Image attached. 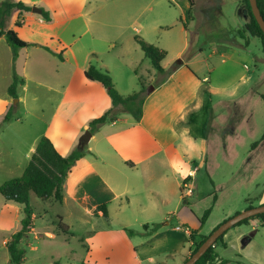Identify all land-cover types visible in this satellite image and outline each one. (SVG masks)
<instances>
[{"label":"crops","instance_id":"obj_1","mask_svg":"<svg viewBox=\"0 0 264 264\" xmlns=\"http://www.w3.org/2000/svg\"><path fill=\"white\" fill-rule=\"evenodd\" d=\"M4 1L0 0V4ZM14 1L50 11L53 17V21L48 23L42 14L33 11L22 15L19 11L13 13L7 21V28L17 32L23 41L31 44L19 51L15 61L13 50L0 31V82L4 83L2 89H7L5 95H0V124L11 109H29L27 92L31 85L48 94L50 117L44 133L38 135L29 146L26 153L29 162L43 136L50 138L64 157L69 156L76 148H82L81 139L89 131L90 122L112 108L106 89L86 78L85 72L91 66L109 71L114 77L115 72L118 76L128 74V83L123 87L117 85L118 91L127 96L139 91V82L138 85L136 82L139 78H145L139 75V70L147 57L134 41L135 37L139 36L167 51V58L162 65L166 71L172 70V73L166 82L148 93L142 119L136 122L131 115L122 114L116 122L107 124L92 134L85 146V157L75 164L65 180L63 194L64 203L72 200L91 214L105 206L109 219L115 205L121 210L131 208L134 201L146 191L151 197L137 203L141 210L148 213L146 221L155 224L154 222L164 220V225L168 226L173 215L165 213L157 217L156 212L164 211V206L171 201L176 206L175 210H179L183 203L190 204L189 199L182 194V185L190 176L196 178L199 169L208 168L213 127L219 128L218 117L225 114V110L230 111L228 100L239 94L240 84L234 87L230 85L231 70L240 60H245L244 47L239 42V46L235 44L236 48L232 50L215 47L207 57L204 48L199 47L189 61L183 59L181 64L172 66L168 61L171 52L183 58L191 48L184 25L180 24V30L172 31L179 22L189 24L196 18L194 12L197 0H193L194 5L190 0H171L178 14L174 17V25L164 27L163 19L154 17L133 28L117 27L115 24L113 26L96 20L94 28L91 19L86 17L87 0H60L58 6L52 0ZM212 2L220 10L231 0ZM238 2L235 16L242 26H247V10L243 6V0ZM148 10H151L149 6ZM60 13H63L61 17ZM78 19L82 20L80 31L70 26L71 22ZM19 21L22 22L21 27L16 25ZM102 27H106V31L114 28L118 31L114 33L116 37L108 35L105 30L103 31L107 35L104 34L100 31ZM126 29L129 30V38L123 32ZM155 29L162 34L157 39H151L150 36H155ZM83 41H87V45L80 48ZM45 47L62 54L64 60L49 53ZM139 48V54H142L135 57L134 52ZM72 54L78 58H72ZM14 72L25 82L18 87V102L15 105L8 93ZM147 78L151 80L152 75H147ZM242 79L244 78L240 77V82ZM32 102L38 106L39 113H44L45 108L39 94L32 95ZM240 111L239 107L237 112ZM12 122L13 120L10 123ZM258 151L261 155L264 153V141L255 149L254 154ZM194 178L196 192L199 186ZM193 197L194 194L189 198ZM10 203L11 205H3L0 223L5 220L8 210L16 218L20 217L21 207L24 206ZM261 203L264 204V190ZM99 216L103 217V212ZM182 224L186 222L179 220V225ZM199 224L186 227L185 235L188 240L191 232L200 228ZM166 234L158 231L147 242L137 245L125 229L107 230L96 239V246L92 244L93 250L87 249V263L141 264L140 251L143 246H151L152 240ZM48 235L54 238L53 234ZM8 240L4 241L6 247ZM151 247L156 248L154 245ZM94 249L96 252L98 250L97 256ZM168 252L170 251L164 253ZM181 252L180 249L169 256ZM149 262H154L153 255Z\"/></svg>","mask_w":264,"mask_h":264},{"label":"rangeland","instance_id":"obj_2","mask_svg":"<svg viewBox=\"0 0 264 264\" xmlns=\"http://www.w3.org/2000/svg\"><path fill=\"white\" fill-rule=\"evenodd\" d=\"M52 3L58 6L60 0H52ZM148 6L151 10H148ZM215 6L212 0H197L196 12H194L196 18L189 24L179 22L172 31L180 30V24L184 25L191 42V48L183 58L177 57L175 52H171L168 61L172 66H176L181 61L183 62V59L189 61L197 53L199 47L204 48V54L207 57L215 47L232 50L236 48L235 44L239 46L237 42L243 47L245 40L248 39L249 46L244 48L245 60H240L231 70L230 85L234 87L240 84L239 94L228 100L227 105L230 107V111L225 110V114L216 118L219 128L213 127L212 130L211 148L207 160L208 168L207 170L199 169L197 177L194 178L199 189L194 192L192 199L188 198L190 204L183 203L179 210H175L176 206L171 201L164 206V211L156 212L157 217L168 213V215H173V218L172 216V219L169 218L168 226L164 225V220L154 222L160 225L159 231L167 234L152 240L151 246L154 245L156 248L143 246L140 251L141 264H183L186 259L192 256L196 245L203 236L211 235L237 213L248 210L250 207L258 208L263 205L261 195L264 190V153L261 155L258 151L254 154L255 149L259 147L258 145L254 148V144H258L264 136V54L262 43L248 30L250 23L248 13L245 16L247 26H242L235 16L236 7L239 6L238 0H231L220 10ZM85 8L86 17L91 19L93 27H96L94 23L96 20L113 26L115 24L117 27L133 28L139 27L146 21H151L154 17H161L165 27V25L175 23L176 18L174 17L178 15L171 0H87ZM62 15L63 13H60L59 17ZM70 26L80 31L79 26H82V20H75L70 23ZM105 29L107 28L102 27L100 31L116 37L114 33L118 31H115L114 28L108 31ZM234 31L237 32L234 34ZM123 32L127 33L129 38V30L126 29ZM161 34V31L155 29V36L150 37L157 39ZM150 37L148 36L149 39ZM86 45L87 41H83L80 48ZM140 48L134 52L135 57L142 54H139ZM71 56L75 59L78 58L75 54ZM115 75L114 77L111 74L114 82H117L115 83L116 88L117 85L123 87L128 83V74L118 76L115 72ZM139 75L144 76L147 80L139 78L136 83L138 85L139 82L141 90L140 80H142L147 92L162 79L148 58L140 67ZM147 75H152V79L148 80ZM240 77L244 78L241 82ZM3 85L4 83L0 82V95H5L7 92L6 88L2 89ZM33 86L31 85L27 92L29 109L25 111L23 107L13 108V122L0 124V185L22 175L29 163V159L26 158L29 146L38 135L44 133L46 122L50 117L47 92L43 89H35ZM35 93L41 96V104L45 108L44 113H39L38 106L32 102V95ZM16 100L18 99L13 100L14 105ZM236 107H240L241 111L237 112L238 108ZM86 134L87 131L82 137ZM150 197L151 195L144 191L134 201L131 208L121 210L116 208L118 205H115V208L111 209V217L107 220L96 215V212L91 214L72 200H67L63 204L55 199L43 202L32 194L30 206L34 212V227L22 243L25 253L24 264L87 263L89 257L87 249L93 250L92 244L96 246V239L103 232L124 228L135 232H146L144 231L146 225L149 226L147 232L150 231L154 224L146 221L145 217L148 213L141 210L137 204L139 200L143 202ZM4 204L11 205L0 194V217H2L1 212ZM21 208L20 217L16 218V215L11 214V210H8L5 220L0 223V264H10V254L4 241L11 239L12 234L21 229V221L25 217L24 207ZM208 209H212V213L202 231L192 240L190 238L188 240L185 235L186 227L198 226V218L200 215L203 216ZM179 220L186 224L179 225ZM61 221L69 227L68 233L60 230ZM177 227H180V230H177ZM48 233L53 234L54 238H50ZM151 236L137 234L132 239L137 245H140L141 242H147ZM224 242L225 246L219 243L217 252L219 259L226 260L227 264H264V226L260 220L232 228L225 235ZM180 249L182 251L180 254L169 256ZM166 251L170 252L165 254ZM97 253L98 250L96 252L94 249L96 256ZM151 255L154 257V262H149Z\"/></svg>","mask_w":264,"mask_h":264},{"label":"trees","instance_id":"obj_3","mask_svg":"<svg viewBox=\"0 0 264 264\" xmlns=\"http://www.w3.org/2000/svg\"><path fill=\"white\" fill-rule=\"evenodd\" d=\"M257 1L262 14L264 15V0ZM190 2L192 5H194L193 0H190ZM244 6L250 17L248 30L253 37L259 38L261 40L264 54V33L262 32V29L253 16L249 0H244ZM15 11H19L22 15L23 13L32 12L33 8L32 6L24 2H15L14 0H5L0 4V31L1 35L6 37L8 45L13 50L14 61L18 58L19 51L21 49L31 46V44L23 41L19 37L17 32H15L14 30H9L6 26L7 21L12 17ZM42 15L48 23L53 21V17L50 11L43 9ZM16 25L17 27H21L22 22L19 21ZM135 41L139 44L145 56L151 60L157 73L162 77V79L158 81L157 85L155 86L159 87L167 81L172 73V70L166 71L162 65L163 61L167 58V51L146 42L139 36L135 37ZM248 46L249 40L247 39L245 40V45H243V47L248 48ZM45 49L61 60H64L62 54L55 53L49 47H45ZM85 76L89 81L101 84L106 89L112 101V108L109 111H107L101 117L96 118L90 122L89 131L93 135L98 132L103 126L116 122L122 114L131 115L136 122H139L142 119L143 106L146 98L148 97V92L146 91V88L144 86L145 84L142 80H140V85L142 87L140 91L124 96L116 88V84L109 71H102L95 66H91L85 72ZM24 83V80L20 79L16 72H14L13 83L8 91L9 95L13 99L18 98V87L20 85H23ZM12 112L13 110L11 109L7 113L4 122L8 123L13 120ZM262 141H264V136L258 144H254V148H256ZM85 155V148L82 149L79 147L76 148L69 156L64 157L58 152L51 139L47 136H43L40 139L37 148L32 155V158L23 175L20 178L7 181L0 187V194L7 202H12L17 205L24 206L25 210V218L22 221L21 230L12 235L11 239H9L6 244L10 254V264H24L25 253L22 249V243L34 227V212L30 206L31 195L34 194L43 202L55 199L60 204H63L65 180L71 173L72 168L75 166V164L83 159ZM251 208L252 207H250L249 209ZM100 212H103V217L108 219V214L105 206L99 207V209L96 211V215L99 216ZM211 213L212 209H208L205 211L204 215L199 218L200 228L191 232L189 236L191 240L195 235L202 231ZM255 220H260L262 222V225L264 226V214H260L244 220L237 226L249 224L251 221L254 222ZM59 227L60 230L64 233L69 232V227L64 224L63 221H61ZM148 228V225L144 226V231L146 232H135L126 228L124 229L129 233L131 237H134L137 234L140 236H149L158 232L160 230V225L154 224L151 230L147 232ZM225 235L222 236L214 245V247L210 248L209 251L196 264H227L228 262L226 260L219 259V253L217 252L219 243H222L224 246L226 245L224 242ZM207 237L208 236L202 237L200 242L196 245V248L192 255L199 249V247L204 243ZM190 257L186 259V261H188Z\"/></svg>","mask_w":264,"mask_h":264},{"label":"water","instance_id":"obj_4","mask_svg":"<svg viewBox=\"0 0 264 264\" xmlns=\"http://www.w3.org/2000/svg\"><path fill=\"white\" fill-rule=\"evenodd\" d=\"M251 10L253 13L254 18L256 19L257 23L259 24L260 28L262 29V32L264 33V15L262 14L258 1L257 0H249ZM33 12L37 14H42L43 10L38 7H33ZM182 61L180 62V64ZM155 90V87H152L148 93H152ZM18 100H16L15 103H17ZM92 133L90 131H87L86 136L82 137L81 139V147L82 149L85 148V146L89 143L91 140ZM264 214V204L258 208H251L248 210H245L234 217L230 218L228 221L223 223L221 226H219L211 235L207 237V239L204 241V243L199 247V249L190 257V259L183 264H196L208 251L210 248L214 247V245L219 241V239L224 236L229 230L236 227L238 224L243 222L244 220H247L249 218H252L254 216Z\"/></svg>","mask_w":264,"mask_h":264},{"label":"built area","instance_id":"obj_5","mask_svg":"<svg viewBox=\"0 0 264 264\" xmlns=\"http://www.w3.org/2000/svg\"><path fill=\"white\" fill-rule=\"evenodd\" d=\"M193 178L194 176H190L182 185V194L185 198H189L194 194ZM177 230H180V227Z\"/></svg>","mask_w":264,"mask_h":264}]
</instances>
